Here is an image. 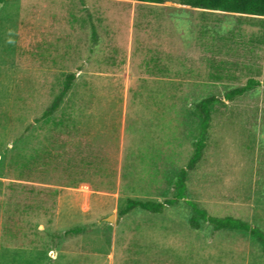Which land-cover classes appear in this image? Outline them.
Wrapping results in <instances>:
<instances>
[{
  "label": "rangeland",
  "instance_id": "rangeland-1",
  "mask_svg": "<svg viewBox=\"0 0 264 264\" xmlns=\"http://www.w3.org/2000/svg\"><path fill=\"white\" fill-rule=\"evenodd\" d=\"M60 4L0 2V264H264L258 238L209 224L193 229L188 204L264 232V86L226 99L249 79H264V19L184 12L179 23L151 7L161 21L143 31L162 33L170 49L189 53L193 28L210 27L214 42L200 49L209 64L186 63L160 80L145 60L138 66L136 47L147 48L152 37L139 41L138 23L128 63L127 6L113 23L124 66L104 65L121 70H81L86 56L25 54L26 36L40 20L56 19ZM145 7L137 5V17ZM41 31L56 36L63 28ZM51 42L40 50L57 48ZM70 74L71 88L45 116ZM207 97L217 102L206 146L179 198ZM128 199L169 204L159 214H124ZM75 226L83 232L64 234Z\"/></svg>",
  "mask_w": 264,
  "mask_h": 264
},
{
  "label": "crops",
  "instance_id": "crops-1",
  "mask_svg": "<svg viewBox=\"0 0 264 264\" xmlns=\"http://www.w3.org/2000/svg\"><path fill=\"white\" fill-rule=\"evenodd\" d=\"M168 3L171 2L167 0L162 3L141 2L137 0H62V4L59 5L60 8L57 13V18L50 17L48 19H43L42 22L40 20V29L35 30L33 33L26 36L25 47L29 51H26L25 54L37 56L43 54L52 55L53 53L64 56L65 60H67V56L80 55L86 56L82 60L85 66L81 70H121L120 67L116 68L107 65L108 68H106L104 65L115 64L124 66L123 55H121L120 51V34L116 29L117 26L115 27L114 24L115 22L118 23L121 18V7L126 6L129 8V11L125 12L128 13V18L130 19V35L128 37V46L130 48H128V63L130 62L133 53V32L136 24H141L139 28L144 32V29L153 28L154 23L161 21L159 17H153L152 14H149L152 10L151 7L158 9V11H161L162 13H168L172 18L175 17L179 23L181 20L184 22L186 21L185 18L182 19L184 12L191 13L192 17L190 19L194 18L193 15L195 12L201 13V16H203V13H213L264 19V16L201 9L181 3H172V5H169ZM137 5H145L150 7V9H147L146 7L141 8L139 10L141 15L137 17ZM143 13L149 15H144ZM53 24L61 25L63 31L55 34L56 36H53L52 34L44 35L41 31V27L49 28ZM184 24L182 27H184ZM193 31H196V33H194V36L192 37L193 47L188 51V55L185 54L186 50L170 49L168 47V41L163 39L162 33H154L150 31L140 33L141 40L139 41L144 42V39L148 40L150 35L152 37L147 48L144 47L143 43H140V47H136L137 50H135V54L140 58V61L137 62L138 66H141V64H143L142 62L145 60L144 62H147L148 64L147 71L153 72V75H151L152 78L167 80L169 71L184 70V65L186 63L200 64L202 62L204 64H209L210 59L208 57H210V54L208 52L201 53L200 49L203 47L214 46V42L211 41L213 40V36L210 27L209 31L200 29L196 30L194 28ZM180 34L186 36L184 28L183 30L181 29ZM53 40H56L55 43H57V48L53 47L51 51L40 50L41 47L45 48L48 44L50 45L49 48H52L51 41ZM138 70H142L141 67H138Z\"/></svg>",
  "mask_w": 264,
  "mask_h": 264
},
{
  "label": "trees",
  "instance_id": "trees-1",
  "mask_svg": "<svg viewBox=\"0 0 264 264\" xmlns=\"http://www.w3.org/2000/svg\"><path fill=\"white\" fill-rule=\"evenodd\" d=\"M4 0H0L2 2ZM141 2H151V3H162L165 0H137ZM181 4L188 5L191 7L201 8V9H210V10H219L225 12L247 14V15H256L264 16V0H179ZM75 75L70 74L67 78V82L64 85L63 90L52 103V105L44 112L45 116L51 115L55 112L63 99L66 93L69 91L72 85V81ZM264 86V79L262 81L249 79L245 85L235 88L229 91L226 94V99L230 100L236 96H241L247 90L255 86ZM217 102L215 97H207L201 100L199 103L198 112L201 118V131L198 135V139L194 142L193 154L187 164V168H183L180 171V177L177 182L178 197L183 198L185 184L184 176L186 175L187 169H194L195 166L199 163L203 156V151L206 146L207 133L210 128L211 123V107ZM169 202H155L150 200H135L128 199L125 208L122 210V213L126 214L131 212L134 209H140L145 212H150L154 214L162 213L165 207ZM188 204L194 211V216L190 219V226L193 229H200L202 224L212 225L216 230L230 229L247 232L250 235L258 238L263 246L264 250V232L261 231L258 227L251 225L250 223L244 222L238 218L231 216L225 217H215L210 216L204 209L198 207L194 202L188 201ZM83 226H75L69 228L64 232L65 235L78 234L83 232Z\"/></svg>",
  "mask_w": 264,
  "mask_h": 264
},
{
  "label": "water",
  "instance_id": "water-1",
  "mask_svg": "<svg viewBox=\"0 0 264 264\" xmlns=\"http://www.w3.org/2000/svg\"><path fill=\"white\" fill-rule=\"evenodd\" d=\"M106 220H107V221H111V220H113V216L111 215V216L107 217Z\"/></svg>",
  "mask_w": 264,
  "mask_h": 264
}]
</instances>
